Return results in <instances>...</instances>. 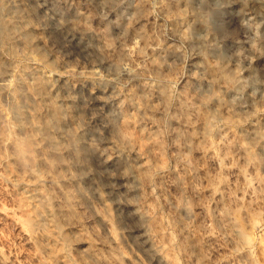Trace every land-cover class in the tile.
I'll list each match as a JSON object with an SVG mask.
<instances>
[{"label":"rangeland","instance_id":"374dc122","mask_svg":"<svg viewBox=\"0 0 264 264\" xmlns=\"http://www.w3.org/2000/svg\"><path fill=\"white\" fill-rule=\"evenodd\" d=\"M8 2L42 41L14 51L0 35L4 139H23L28 70L53 75L88 167L39 156L21 178L0 146V264H264V0ZM28 100L47 113L41 95ZM38 191L63 205L71 193L59 227L34 224Z\"/></svg>","mask_w":264,"mask_h":264},{"label":"bare ground","instance_id":"6f19581e","mask_svg":"<svg viewBox=\"0 0 264 264\" xmlns=\"http://www.w3.org/2000/svg\"><path fill=\"white\" fill-rule=\"evenodd\" d=\"M8 3V0H0V35L12 41V48H15L14 51L17 50L18 47L38 50L42 39L34 35L32 24L27 14L24 13L23 6L17 3L8 5ZM4 11H10L13 19H4L2 16ZM180 11L181 10H178V12ZM5 70L6 67L0 64V77L3 76ZM27 74L31 77V80L27 77L30 81L26 80L23 82L22 86L24 92L22 96L31 104L30 100H28L29 98L31 99L36 95H41L47 107V113H45L44 116H40L30 109L32 105L27 104L26 101L24 105L17 106L15 109V118L19 130L23 134V139L19 142H6L7 140L4 139L3 136L4 127L1 121L0 146L6 145L13 150L15 161L20 165L22 170L20 173L21 178L34 175L39 165V160L37 159L39 156L40 162L46 161L50 167L55 168L62 166L64 170H69L68 164L64 161L65 152L72 154L73 158L81 163L84 170H86L88 167L86 163L87 155L84 146L81 144V137L78 132L73 131L75 129L72 130V128L70 129V126L68 127L67 125L66 117H68L70 110L63 107L57 99L54 76H36L29 70ZM220 75L223 81L230 85L235 78V74L225 67L220 69ZM7 85L8 84L3 83L0 84V87L5 89ZM233 85H235V82ZM0 118H4L2 111H0ZM55 130L62 132L67 139H64L65 141L63 140V142H61L62 140L59 141L55 137L56 135L54 136ZM115 132H117V130ZM117 135L122 141H128L130 139L129 134L122 130L118 131ZM259 136L258 134L257 137ZM40 141L43 142L42 148H38ZM31 198L35 199L37 204L39 203V206H41L39 213L35 217V220H33L34 224L40 226V228H43L42 216L49 218L54 222L56 227H59V216L66 214L68 207L73 205L71 193H68L65 198L66 205L61 204L60 201L51 199V197L46 198L43 191H38L37 194ZM100 217L109 223L113 221V211L108 203L105 204L104 213L101 214ZM42 236L52 237L46 233L45 235L42 233Z\"/></svg>","mask_w":264,"mask_h":264}]
</instances>
